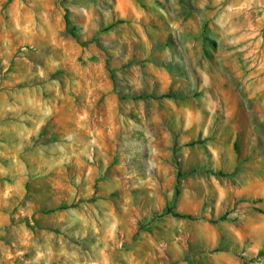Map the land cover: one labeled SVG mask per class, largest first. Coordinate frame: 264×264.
Masks as SVG:
<instances>
[{"label":"rangeland","instance_id":"obj_1","mask_svg":"<svg viewBox=\"0 0 264 264\" xmlns=\"http://www.w3.org/2000/svg\"><path fill=\"white\" fill-rule=\"evenodd\" d=\"M261 2L0 0V264H264Z\"/></svg>","mask_w":264,"mask_h":264},{"label":"clouds","instance_id":"obj_2","mask_svg":"<svg viewBox=\"0 0 264 264\" xmlns=\"http://www.w3.org/2000/svg\"><path fill=\"white\" fill-rule=\"evenodd\" d=\"M208 0H199V7L204 8L205 4H207ZM248 6L253 7L254 10H258L261 13L260 19L264 20V2L257 3V4H249ZM206 15H215V13L206 14ZM234 43V41L228 40L226 35H222L220 45L221 50L219 52H214L211 46H209V54L215 58L217 61V65L213 70L210 69V64L208 60H202L201 64L199 66L196 65L195 60L200 59V55H196L193 61V67L196 70V73H198L201 77L204 78V85L207 87H211L213 83H215L217 80L220 81V83H224L225 81H231V74L228 71L229 68V61L228 57L233 56V52L227 51L225 48L226 44ZM197 53H199V46L197 47ZM260 107H264V101L260 102ZM77 135L76 130H72L69 135H67L66 139L71 141L73 139V136ZM70 147V145H69ZM88 146L85 145V151L83 152L84 155H88L87 151ZM90 158V156H89ZM110 214H106L105 220H101L100 223L103 225L105 224V221L107 220V217ZM115 227V225H112Z\"/></svg>","mask_w":264,"mask_h":264},{"label":"trees","instance_id":"obj_3","mask_svg":"<svg viewBox=\"0 0 264 264\" xmlns=\"http://www.w3.org/2000/svg\"><path fill=\"white\" fill-rule=\"evenodd\" d=\"M164 96H170V95H164ZM170 213H172L174 216H177V217H187V218H193L192 215L190 214H184V213H181V212H178V211H170Z\"/></svg>","mask_w":264,"mask_h":264}]
</instances>
